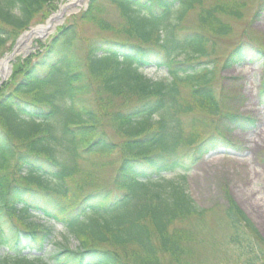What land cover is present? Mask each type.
<instances>
[{"label":"trees","instance_id":"16d2710c","mask_svg":"<svg viewBox=\"0 0 264 264\" xmlns=\"http://www.w3.org/2000/svg\"><path fill=\"white\" fill-rule=\"evenodd\" d=\"M61 1L0 0V58ZM105 1L123 20L114 33L129 41L95 39L75 54L73 23L37 54L18 58L0 85V264H264V238L231 196L216 223L223 233L203 236L211 209L195 203L186 175L162 177L188 173L244 128L240 112L225 110L218 97L217 42L206 34L230 35L223 19H242L241 0ZM102 4L93 0L81 19L109 32ZM197 8L203 31L175 33ZM262 57L239 44L223 67ZM150 65L167 75L147 78L142 69ZM108 128L122 139L109 140ZM113 154L118 167L96 189L83 165ZM54 220L68 228L59 242Z\"/></svg>","mask_w":264,"mask_h":264},{"label":"rangeland","instance_id":"374dc122","mask_svg":"<svg viewBox=\"0 0 264 264\" xmlns=\"http://www.w3.org/2000/svg\"><path fill=\"white\" fill-rule=\"evenodd\" d=\"M92 1L85 0L84 3L77 4L69 11L70 14L62 24L57 26V31H59L73 23L77 24L79 40L74 45L75 54H78L77 48L83 52L90 41H95V39L112 38L129 41L123 35L114 33V30H120L123 20L119 18L115 6L107 4L105 0H103L105 4L101 5L102 15L107 16L106 19L110 25L112 24L113 30L105 32L93 24L83 22L81 16ZM225 1L228 0H207L206 7ZM262 1L264 0H241L243 4L240 9L242 19H223L230 26L232 31L230 35L213 37L206 32L217 42V46L213 48L215 52L211 53V59L217 62L219 75L215 82V88L219 99L223 102V107L226 110V107L229 106L232 110L252 117L255 120V125L246 130L233 131L229 136L230 147L210 153L192 167L188 177L189 193L198 206L211 209L204 223L205 228L202 229L203 236L205 234L217 236L223 233L218 232L216 223L223 215L227 197L231 196L264 238V97L260 96L264 80V61L245 62L243 65L231 69L223 67L225 59L239 44L247 43L248 46L245 45V48L251 52H264V12L259 13L258 11ZM62 2V6H64L70 4L72 0H62ZM50 17L52 15L46 17L42 22H40L42 19H38L39 23L31 28L35 29L39 24L45 25ZM189 31H203L199 24V8L186 15L175 33L181 35ZM18 37L13 46L16 45ZM144 72L147 77L155 79L165 75L163 70L154 68L145 69ZM85 98L93 107L92 98L89 96H85ZM114 99L115 102H121V98ZM201 114L204 113L201 112ZM201 114L199 115L201 116ZM106 134L112 141L122 139L120 135L109 128L106 129ZM118 158L116 154L105 157L93 156L83 165L84 172L95 176L96 180L98 179L96 189L105 187L112 179L118 167ZM174 175H169V177ZM58 230L64 231V226L59 225ZM209 253L207 248L200 250V255L203 257L208 256Z\"/></svg>","mask_w":264,"mask_h":264},{"label":"bare ground","instance_id":"6f19581e","mask_svg":"<svg viewBox=\"0 0 264 264\" xmlns=\"http://www.w3.org/2000/svg\"><path fill=\"white\" fill-rule=\"evenodd\" d=\"M53 25H55V23H53ZM43 32L44 29L42 28L32 33L31 35L27 34L26 36H24L20 41L18 53H25L29 51L32 46V40L41 36ZM7 64H8V60H4L3 63L1 64L2 73H4V71L7 70Z\"/></svg>","mask_w":264,"mask_h":264},{"label":"water","instance_id":"95a60500","mask_svg":"<svg viewBox=\"0 0 264 264\" xmlns=\"http://www.w3.org/2000/svg\"><path fill=\"white\" fill-rule=\"evenodd\" d=\"M51 21H53V19H52ZM51 21H50V22H51ZM33 32H34V31H33ZM33 32H32V33H33ZM17 54H18V46L15 47V49H14V53H13V55L11 56L10 59H13ZM4 79H5V78H4ZM4 79H3V80H4Z\"/></svg>","mask_w":264,"mask_h":264}]
</instances>
